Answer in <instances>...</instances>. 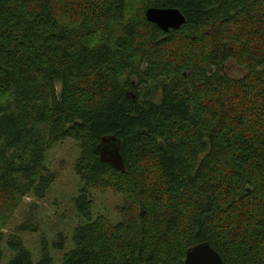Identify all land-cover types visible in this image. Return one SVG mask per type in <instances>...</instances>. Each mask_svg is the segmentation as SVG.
Returning <instances> with one entry per match:
<instances>
[{"label": "trees", "instance_id": "obj_1", "mask_svg": "<svg viewBox=\"0 0 264 264\" xmlns=\"http://www.w3.org/2000/svg\"><path fill=\"white\" fill-rule=\"evenodd\" d=\"M150 8L187 22L167 34ZM106 137L125 172L101 162ZM67 140L84 186L63 264H184L203 242L264 264V0H0V264L4 243L8 264H54L46 239L35 263L4 230L46 198L47 154ZM91 191L122 198L117 224L94 218Z\"/></svg>", "mask_w": 264, "mask_h": 264}, {"label": "rangeland", "instance_id": "obj_2", "mask_svg": "<svg viewBox=\"0 0 264 264\" xmlns=\"http://www.w3.org/2000/svg\"><path fill=\"white\" fill-rule=\"evenodd\" d=\"M223 71L233 79H240L246 75L245 69L237 66L235 62L225 64ZM79 157V146L73 140L54 146L47 154L46 167L57 175L56 183L44 200L25 198L4 230L7 237L15 234L23 240L35 263L42 257L43 239L49 243L54 264H63L64 256L74 249L72 237L75 229L82 224V218L75 206V199L84 186L75 171ZM91 194L94 200V218L104 216L113 224H117L120 221L118 209L123 206L122 198L112 192L100 195L91 191ZM22 226L37 230L19 231ZM61 235L65 240V247L62 250L54 247L55 243H62ZM2 248L4 257L1 264H8L13 253L5 243Z\"/></svg>", "mask_w": 264, "mask_h": 264}, {"label": "water", "instance_id": "obj_3", "mask_svg": "<svg viewBox=\"0 0 264 264\" xmlns=\"http://www.w3.org/2000/svg\"><path fill=\"white\" fill-rule=\"evenodd\" d=\"M147 20L165 33L177 31L187 20L178 9L150 8L146 12ZM122 142L114 137H106L98 146L102 163L109 164L118 171L125 172L126 165L121 153ZM184 264H224L220 254L208 243L192 245L187 253Z\"/></svg>", "mask_w": 264, "mask_h": 264}]
</instances>
